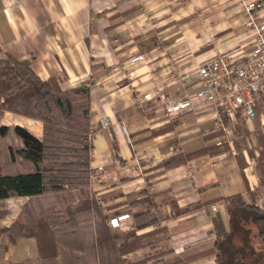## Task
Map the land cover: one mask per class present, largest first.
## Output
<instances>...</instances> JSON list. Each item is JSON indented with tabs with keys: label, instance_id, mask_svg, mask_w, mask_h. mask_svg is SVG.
<instances>
[{
	"label": "crops",
	"instance_id": "obj_1",
	"mask_svg": "<svg viewBox=\"0 0 264 264\" xmlns=\"http://www.w3.org/2000/svg\"><path fill=\"white\" fill-rule=\"evenodd\" d=\"M258 18L264 22L261 5ZM246 24L239 0H0V60L31 61L42 81L55 78L63 91L90 88L91 168L103 165L113 175L91 179L90 210L67 227L87 232L58 245L55 264H137L154 245L189 264H219L215 222L230 232L227 199L241 196L264 209L262 107L254 119L239 113L221 127L202 101L173 120L134 103L138 91H198L201 64L220 55L240 59L254 48L256 33ZM0 126L10 129L0 136L2 163L22 146L15 126L43 138L42 122L12 112ZM173 158L185 161L166 167ZM57 198L0 201V264H54L42 258L36 238L12 242L4 230L25 222L28 209L55 207L63 216ZM122 215L113 228L110 220ZM130 233L129 241L112 242Z\"/></svg>",
	"mask_w": 264,
	"mask_h": 264
},
{
	"label": "trees",
	"instance_id": "obj_2",
	"mask_svg": "<svg viewBox=\"0 0 264 264\" xmlns=\"http://www.w3.org/2000/svg\"><path fill=\"white\" fill-rule=\"evenodd\" d=\"M5 112L42 122L44 133L39 140L23 127L12 129L22 146L9 150L11 159L8 163L0 160V201L57 195V202L65 212L59 216L54 213L55 207L28 209L25 210V222L18 221L4 232L12 242L36 238L42 258L55 264L58 245H63L62 242L72 239L75 234L87 232L67 227H71L77 212H87L91 207L90 88L82 86L63 91L55 78L42 81L33 71L31 61L8 56L6 60H0V120ZM9 131L0 126V136H6ZM1 153L0 150V159ZM184 161L173 158L165 166ZM261 173L264 184V165ZM76 201L79 206L73 210ZM227 202L230 232L224 230L220 220L215 222L219 264H264V209L246 204L241 196L229 198ZM130 236L134 234L115 236L112 242L129 241ZM151 248L153 253L137 264L158 259H164L163 264H189L188 260L171 251L164 252L155 245ZM114 262L120 264V261Z\"/></svg>",
	"mask_w": 264,
	"mask_h": 264
},
{
	"label": "built area",
	"instance_id": "obj_3",
	"mask_svg": "<svg viewBox=\"0 0 264 264\" xmlns=\"http://www.w3.org/2000/svg\"><path fill=\"white\" fill-rule=\"evenodd\" d=\"M239 4L247 17L246 25L255 30L254 48L240 59L220 55L201 64L198 68L199 90L193 94L172 97L164 90L138 91L134 103L142 113L162 111L173 120L192 110L194 101H202L224 127L226 118L235 120L241 113L254 119L258 107L264 110V22H258V8L264 7V0H239ZM260 121L264 132V112L260 114ZM103 125L108 126L109 122L104 121ZM93 136L91 129L89 139ZM99 178L109 181L113 175L103 165L91 168V179ZM212 209L217 211V206L213 205ZM127 217L117 216L109 224L115 229L120 228L121 221Z\"/></svg>",
	"mask_w": 264,
	"mask_h": 264
},
{
	"label": "rangeland",
	"instance_id": "obj_4",
	"mask_svg": "<svg viewBox=\"0 0 264 264\" xmlns=\"http://www.w3.org/2000/svg\"><path fill=\"white\" fill-rule=\"evenodd\" d=\"M0 150L2 151L1 156L3 155V149L2 146L0 145Z\"/></svg>",
	"mask_w": 264,
	"mask_h": 264
}]
</instances>
